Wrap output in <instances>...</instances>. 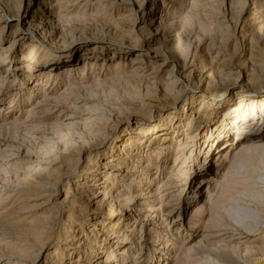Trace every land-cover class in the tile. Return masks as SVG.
<instances>
[{"label":"rangeland","instance_id":"374dc122","mask_svg":"<svg viewBox=\"0 0 264 264\" xmlns=\"http://www.w3.org/2000/svg\"><path fill=\"white\" fill-rule=\"evenodd\" d=\"M50 1L75 35L62 56L13 42L17 20L0 16V264H264V106L238 144L209 150L239 133L215 130L239 94L218 109L229 91L214 89L241 64L264 77V0ZM140 3L163 8L171 63L193 58L211 77L179 87L171 63L131 65L126 51L151 46L133 27Z\"/></svg>","mask_w":264,"mask_h":264},{"label":"bare ground","instance_id":"6f19581e","mask_svg":"<svg viewBox=\"0 0 264 264\" xmlns=\"http://www.w3.org/2000/svg\"><path fill=\"white\" fill-rule=\"evenodd\" d=\"M45 1L47 2L44 3ZM78 1L87 2L88 0H78ZM126 3L134 5V2H132V0L126 1ZM39 4H41V8H38V7L36 8V6L34 8V5H30V4L22 5V2H21L15 8L13 5L10 6L6 2V0L4 1L0 0V12H1L0 16L1 17L3 16L5 18L3 20L5 21V24H8V23L10 24V22L14 19L17 20L16 29L14 30L15 34L13 35V40H12L13 42L20 41L22 43H26V42L35 41L36 44H38L40 47L49 48V50H51V53L54 54L55 56H62L66 48H68L71 42L74 40L75 35L74 33H72L73 31H71V29L69 28L67 32L66 30L65 31L61 30L60 32V30L58 31L56 29V26H55L56 17L54 14V7L52 6L50 0H39ZM162 12H163V8L161 6L158 7L153 4H151L149 7L146 8L145 6H143V3H140L139 5H137L135 9V13L137 14L138 19H136L137 20L135 22L136 25L134 24L135 26L133 27L135 28L137 26V29H136L137 31H140L138 30L140 28H144L146 31L145 40L146 42H151V46H149V48H147L144 53H142V50H138V48L129 49L128 51H126V54H128L130 57L135 52L136 54H138V56L131 58V65H139V66H135V68H137L139 71L142 70V68L140 67L141 66L140 64H146L147 61L153 62V65H150L151 63L148 64V66H150V68L152 69V72H159L162 68H164L165 66L171 63V61L169 60L170 59L169 52L171 49L168 48L165 50L163 49L161 50V48L159 47V42L168 43L170 41H175L176 36L170 33V31H173V30L170 29L168 25V21L163 19ZM261 16L263 17L262 14L254 15L251 17V20L253 19L256 20L258 19V17H261ZM59 26L61 27V25H57V27ZM60 27L59 29H63ZM58 33L59 34L61 33V35L62 34L63 35L62 37L60 36L61 37L60 42H59L60 44L54 46V44H52V40H54L55 35ZM261 39H262L261 41L264 42V37H262ZM152 42H153V45H152ZM93 43L100 44L98 40L93 41ZM139 54L141 55L139 56ZM143 54L145 55L146 58H150V59L147 61H144L143 59H141L140 57ZM171 60L173 62L171 63V68L169 70V73L171 74V78H173V80L172 79L170 80L174 85H178L179 87L186 86L184 79L187 78L188 76L190 77H192V75L193 77L196 76L197 80L199 82H202L203 80L205 81V79L211 77L212 75V70H210V68L206 66H202L203 64H200V63H199L200 65L196 64L193 58L190 61L186 59H180L179 57H177L176 59H171ZM235 68L238 69V73H239L238 74L239 76L237 77V79L234 80L233 82H229V83L227 82V84L223 85L220 88L214 89L215 92L220 91L223 88L225 92L229 91L226 96L227 98L226 97H225L226 99L222 98L223 95H220V96L216 95V96H212V99L214 103L216 104V108L219 109V108H222V106L227 108L226 106L231 104L232 101L234 100V98L232 97V94L234 93V90H236V92L239 94L238 99L236 100L237 103L230 106V108L228 107L229 108L228 110L231 109V113L230 112L227 113L228 115H225L223 119V121L228 120L227 124H224V126H221V127L218 126L215 130H220V128L221 129L223 128L222 129L223 131L225 129L226 131H228L229 129L234 130L235 128L236 130H239V133L233 136L232 138V140L235 138V142H233L234 140L231 142L225 141V143L221 145V147L218 146V144H216L215 146H212L214 142L213 141L212 145L209 147V150H211L213 147L212 151L216 150V153H219L220 150H222V148L224 149L226 147L231 146V144H238L240 140L243 138V136L241 137L239 135L241 134V129L239 128L241 126H245L247 123L254 120L253 116L254 115L257 116V114L259 113L258 111L262 109L261 106H264V77L261 79L260 78L258 79L257 75L255 74V71L259 70L258 64L251 63L249 66H247V64L246 65L241 64V65L235 66ZM224 70L226 72H230L232 70V68L230 67V64H224L219 72L222 73L224 72ZM244 74L249 75L250 80L244 79L243 77ZM194 88H196L195 91L201 92L203 94H207L211 92L208 88L206 87L204 88L203 85L201 86L198 85ZM179 99H180L179 97L175 98L173 102V106L179 103ZM157 109L160 110L158 107ZM225 111L227 110L225 109ZM160 116H162V114ZM206 125L207 124L202 126V129H204ZM221 133L222 132H219V134L217 135L218 138L221 137ZM208 152L209 151H207V153ZM208 157L209 155H207L204 158L201 164L207 165L210 162V159H207ZM97 189L98 190L100 189L99 185H97ZM99 194H100V191L96 192L95 194H92V197L97 198ZM139 215L146 219H151V216H152L150 213L141 212V211H139Z\"/></svg>","mask_w":264,"mask_h":264}]
</instances>
